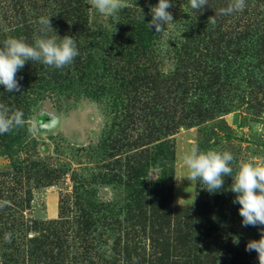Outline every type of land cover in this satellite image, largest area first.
Returning <instances> with one entry per match:
<instances>
[{"label": "rangeland", "instance_id": "obj_1", "mask_svg": "<svg viewBox=\"0 0 264 264\" xmlns=\"http://www.w3.org/2000/svg\"><path fill=\"white\" fill-rule=\"evenodd\" d=\"M230 2L170 0L156 33L159 0L115 18L89 0H0V38L34 18L16 33L32 44L50 17L47 35L79 51L61 69L27 61L19 91L0 85L25 120L0 135V264H259L245 249L264 226H242L232 177L215 193L181 178L193 145L264 159V0L220 15Z\"/></svg>", "mask_w": 264, "mask_h": 264}, {"label": "clouds", "instance_id": "obj_2", "mask_svg": "<svg viewBox=\"0 0 264 264\" xmlns=\"http://www.w3.org/2000/svg\"><path fill=\"white\" fill-rule=\"evenodd\" d=\"M188 2L194 10H201L208 4V0ZM89 5L98 13L114 18L120 10L128 7L126 0H89ZM171 7L170 0H159V3L151 8L152 18L147 23L148 29L154 28L156 33L163 32V26L173 22V16L168 11ZM245 7L246 0H231L226 8L219 10V14L231 15L234 12H242ZM142 19L144 21V16ZM38 23L42 26L43 34L37 36L32 44L15 37H8L0 44V85H3L7 92L20 90L16 74L27 61L61 69L72 64L79 55L74 37L47 35V29L53 30L50 17H40ZM208 23H216V14L208 18ZM24 124V113L21 110L13 111L0 103V135L23 127ZM181 159L186 168V175L181 178H187L191 182L200 181L209 193L219 192L224 187L225 177H232L230 190L236 194L233 203L240 205L242 226H264V159L237 162L228 150L204 151L198 145L191 146ZM260 233V239L250 240L245 250L255 251L259 264H264V227L260 228ZM234 243H238V240H234Z\"/></svg>", "mask_w": 264, "mask_h": 264}, {"label": "trees", "instance_id": "obj_3", "mask_svg": "<svg viewBox=\"0 0 264 264\" xmlns=\"http://www.w3.org/2000/svg\"><path fill=\"white\" fill-rule=\"evenodd\" d=\"M11 13V15H9V16H6V14H1V15H3L5 18H3V17H1L2 18V20L0 19V23L2 24H6L7 22H11V20H12V18H13V11L12 12H10ZM28 16H29V14H28ZM16 19H17V16H16ZM35 23H37L36 22V20L34 19V18H30V19H24V20H22V21H18L17 23H13L12 25H11V23L8 25V26H5V27H7V28H9L10 30H11V32H12V34H14V36H10V37H15V38H17V37H19V36H17V35H19V34H21V33H25V31H27V29H30V28H32V26L35 24ZM4 24V25H5ZM16 29H18V31L16 32V31H14V30H16ZM261 32H262V30H261ZM16 33H17V35H16ZM7 38V36H3V37H1L0 38V44H2V42L5 40ZM262 65H264V63L262 64ZM253 68V67H252ZM259 70L261 71L262 69H261V67H259ZM263 71H261V73H262ZM264 73V72H263ZM262 73V74H263Z\"/></svg>", "mask_w": 264, "mask_h": 264}]
</instances>
